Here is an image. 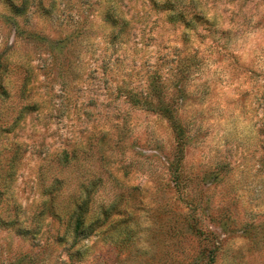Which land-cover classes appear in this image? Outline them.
Segmentation results:
<instances>
[{"label": "rangeland", "instance_id": "1", "mask_svg": "<svg viewBox=\"0 0 264 264\" xmlns=\"http://www.w3.org/2000/svg\"><path fill=\"white\" fill-rule=\"evenodd\" d=\"M0 264H264V0H0Z\"/></svg>", "mask_w": 264, "mask_h": 264}]
</instances>
